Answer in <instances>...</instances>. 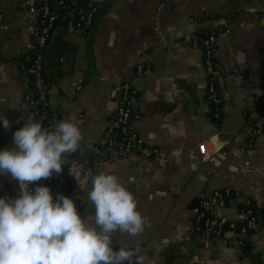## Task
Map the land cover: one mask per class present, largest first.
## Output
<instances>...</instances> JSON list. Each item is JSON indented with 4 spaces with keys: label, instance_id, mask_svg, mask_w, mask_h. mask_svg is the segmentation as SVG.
Here are the masks:
<instances>
[{
    "label": "crops",
    "instance_id": "obj_1",
    "mask_svg": "<svg viewBox=\"0 0 264 264\" xmlns=\"http://www.w3.org/2000/svg\"><path fill=\"white\" fill-rule=\"evenodd\" d=\"M98 1L90 27L75 33L59 26L43 49L59 122L73 121L82 133L83 152L77 149L63 162L75 179L88 182L80 193L65 195L82 216L90 215L91 177L116 175L136 198L146 225L137 237L117 233L113 245H139L145 264H264V228L247 252L231 242L233 230L220 238L193 230L201 193L229 191L215 214L232 220L242 217L243 206L264 207V132L252 148L245 146L249 120H263L264 126V0ZM27 22L21 6L0 0V117L12 125L5 129L0 122V150L11 147L13 134L24 126L25 95L33 94L14 60L31 40ZM201 31L218 35L212 76L203 50L192 45V35ZM139 60L151 65L149 74H136ZM125 79L137 88L138 134L158 149V158L142 149L104 160L94 153L118 107L110 91ZM210 80L222 97L218 111L208 99ZM211 140L220 143L219 152L206 158L199 147ZM18 195L17 183L0 175V197Z\"/></svg>",
    "mask_w": 264,
    "mask_h": 264
},
{
    "label": "clouds",
    "instance_id": "obj_2",
    "mask_svg": "<svg viewBox=\"0 0 264 264\" xmlns=\"http://www.w3.org/2000/svg\"><path fill=\"white\" fill-rule=\"evenodd\" d=\"M0 122L5 129L12 126L6 116ZM81 139L73 121L49 130L27 116L12 146L0 150V175L15 181L19 191L16 198L0 197V264H145L139 245L113 247L117 233L137 237L146 225L136 198L116 175L91 177L87 199L93 212L85 216L72 198L61 193L54 200L50 187L37 184L63 171L64 158ZM76 179L82 191L87 178Z\"/></svg>",
    "mask_w": 264,
    "mask_h": 264
},
{
    "label": "built area",
    "instance_id": "obj_3",
    "mask_svg": "<svg viewBox=\"0 0 264 264\" xmlns=\"http://www.w3.org/2000/svg\"><path fill=\"white\" fill-rule=\"evenodd\" d=\"M16 6H21L28 17L26 30L31 40L26 44L25 52L34 51V65L29 69L34 73L35 92L26 94L24 100L25 118L34 116L44 128L51 130L52 126L59 123V102L51 100L47 82L42 75L44 69L43 49L47 46L50 37L59 26H64L68 31L80 33L90 27L99 10L98 0H12ZM8 29L9 25H5ZM203 33V37H201ZM192 45L201 49L205 55V68L207 74L212 76L217 70L216 58L218 54L217 31H201L192 35ZM136 74L144 76L151 71V65L139 60L136 63ZM29 82V77H25ZM260 105L264 106V82L261 88ZM110 97L117 103V109L107 121V127L94 147V153L100 159L109 157H127L137 149H142L148 158H158L160 153L157 148L145 145L144 140L138 134L133 115L137 106V88L132 81L125 79L110 91ZM208 99L220 109L222 97L218 94L215 84L208 83ZM263 120L251 119L245 133V146L252 148L255 140L263 134ZM230 141H224L223 146L228 147ZM220 143L215 140L200 144V153L204 157H213L219 152ZM78 152H83L82 148ZM64 169L61 173H54L48 179L37 182L40 186L50 187L55 200L58 194L80 193L78 181L69 171V167L63 162ZM18 185V184H17ZM229 191L220 189L211 193H201L198 202L193 207V230L201 235H209L214 238L223 237L229 230H233L232 243H236L240 249L247 247L251 241L259 239L260 231L264 228V207L258 214L247 205L241 210L242 217L232 220L227 217H219L215 214L218 205L225 204ZM249 204V201L246 202ZM119 249L118 246H113Z\"/></svg>",
    "mask_w": 264,
    "mask_h": 264
},
{
    "label": "trees",
    "instance_id": "obj_4",
    "mask_svg": "<svg viewBox=\"0 0 264 264\" xmlns=\"http://www.w3.org/2000/svg\"><path fill=\"white\" fill-rule=\"evenodd\" d=\"M50 3H52L54 0H49ZM203 33H201V37H203ZM34 57H35V52L34 51H27L25 53H23L21 56L15 58L14 60L19 62L20 63V67H22V70L26 73L27 77H29V82H30V86H31V89L35 92V84H34V73L30 72L29 69L33 67L34 65ZM42 75L43 77L45 78L46 82H47V85H48V79H47V75L45 73V70L43 69L42 71ZM213 107H215V105L212 104ZM197 201L195 202V205H196ZM245 207V206H243ZM251 208L253 207V204L250 206ZM254 209V211L256 213H260L261 212V208L259 210V208H252ZM115 246V245H113ZM250 245H247V247L244 248V251L247 252V250L250 248L249 247Z\"/></svg>",
    "mask_w": 264,
    "mask_h": 264
}]
</instances>
